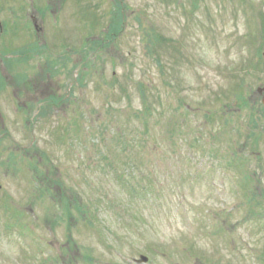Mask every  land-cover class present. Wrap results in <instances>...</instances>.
Returning a JSON list of instances; mask_svg holds the SVG:
<instances>
[{
  "label": "rangeland",
  "instance_id": "1",
  "mask_svg": "<svg viewBox=\"0 0 264 264\" xmlns=\"http://www.w3.org/2000/svg\"><path fill=\"white\" fill-rule=\"evenodd\" d=\"M263 5L0 0L18 37L10 48L0 28V57L32 135L0 87V264H264V47L251 68ZM239 79L249 99L227 103Z\"/></svg>",
  "mask_w": 264,
  "mask_h": 264
},
{
  "label": "trees",
  "instance_id": "2",
  "mask_svg": "<svg viewBox=\"0 0 264 264\" xmlns=\"http://www.w3.org/2000/svg\"><path fill=\"white\" fill-rule=\"evenodd\" d=\"M32 52H34V50H31Z\"/></svg>",
  "mask_w": 264,
  "mask_h": 264
}]
</instances>
